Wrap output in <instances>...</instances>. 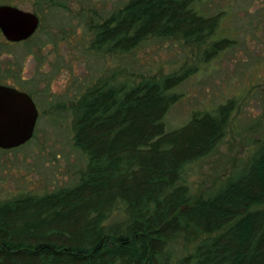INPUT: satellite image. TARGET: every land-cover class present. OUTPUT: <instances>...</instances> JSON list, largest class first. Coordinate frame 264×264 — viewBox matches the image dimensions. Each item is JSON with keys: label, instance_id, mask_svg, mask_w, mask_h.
I'll return each mask as SVG.
<instances>
[{"label": "trees", "instance_id": "16d2710c", "mask_svg": "<svg viewBox=\"0 0 264 264\" xmlns=\"http://www.w3.org/2000/svg\"><path fill=\"white\" fill-rule=\"evenodd\" d=\"M201 1L129 0L97 25L96 44L128 52L180 36L209 44V60L234 41L217 37L220 14H203ZM194 72L92 89L75 133L88 169L68 187L0 204V264H171L170 241L195 233L210 236L186 264H264V143L213 196L192 198L182 181L223 140L236 108L231 98L168 129L176 87Z\"/></svg>", "mask_w": 264, "mask_h": 264}, {"label": "rangeland", "instance_id": "374dc122", "mask_svg": "<svg viewBox=\"0 0 264 264\" xmlns=\"http://www.w3.org/2000/svg\"><path fill=\"white\" fill-rule=\"evenodd\" d=\"M128 1L0 0L40 17L37 32L21 43H9L0 30V83L10 80L31 92L39 110L33 138L16 149H0V204L52 193L80 179L88 169L89 154L75 142L79 107L103 84L159 80L194 67L176 87L182 97L165 117L168 129L183 125L195 110L212 111L236 99L223 140L183 170L182 181L192 198L213 196L263 145L264 0L198 4L205 15L220 14L217 37L234 41L209 60V44L188 43L180 36L150 37L128 52L97 45V25ZM208 236L178 235L166 249L170 263L186 264Z\"/></svg>", "mask_w": 264, "mask_h": 264}, {"label": "water", "instance_id": "95a60500", "mask_svg": "<svg viewBox=\"0 0 264 264\" xmlns=\"http://www.w3.org/2000/svg\"><path fill=\"white\" fill-rule=\"evenodd\" d=\"M39 26L40 17L35 12L0 4V30L7 40H27ZM38 117L36 103L27 92L0 84V149H15L29 142L34 136Z\"/></svg>", "mask_w": 264, "mask_h": 264}, {"label": "flooded vegetation", "instance_id": "af4514ba", "mask_svg": "<svg viewBox=\"0 0 264 264\" xmlns=\"http://www.w3.org/2000/svg\"><path fill=\"white\" fill-rule=\"evenodd\" d=\"M32 38V37H31ZM30 39V38H29ZM28 40V39H27ZM9 43H21V42H24V41H26V40H24V41H20V42H12V41H9V40H7ZM0 84H4V85H8V86H11V87H14V88H16V89H18V90H20V91H24V92H27L32 98H33V95H32V93L31 92H29V91H26V90H23V89H21L20 87H18V85L15 83V82H13V81H5L4 83H0ZM33 100H34V98H33ZM34 102H35V100H34ZM36 103V102H35ZM36 106H37V104H36ZM38 108V107H37ZM39 118V117H38ZM38 122V121H37Z\"/></svg>", "mask_w": 264, "mask_h": 264}]
</instances>
